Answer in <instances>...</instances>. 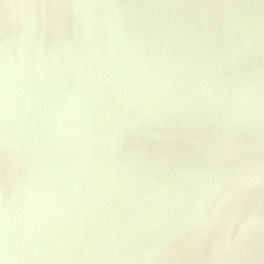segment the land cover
<instances>
[{
    "label": "clouds",
    "instance_id": "9594fccd",
    "mask_svg": "<svg viewBox=\"0 0 264 264\" xmlns=\"http://www.w3.org/2000/svg\"><path fill=\"white\" fill-rule=\"evenodd\" d=\"M264 253V0H0V264Z\"/></svg>",
    "mask_w": 264,
    "mask_h": 264
},
{
    "label": "water",
    "instance_id": "95a60500",
    "mask_svg": "<svg viewBox=\"0 0 264 264\" xmlns=\"http://www.w3.org/2000/svg\"><path fill=\"white\" fill-rule=\"evenodd\" d=\"M241 264H264V253L252 250L248 253V259L242 261Z\"/></svg>",
    "mask_w": 264,
    "mask_h": 264
}]
</instances>
